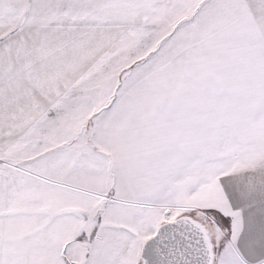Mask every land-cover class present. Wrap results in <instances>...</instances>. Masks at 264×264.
<instances>
[{
    "label": "snow or ice",
    "instance_id": "1",
    "mask_svg": "<svg viewBox=\"0 0 264 264\" xmlns=\"http://www.w3.org/2000/svg\"><path fill=\"white\" fill-rule=\"evenodd\" d=\"M0 264H264V0H0Z\"/></svg>",
    "mask_w": 264,
    "mask_h": 264
}]
</instances>
